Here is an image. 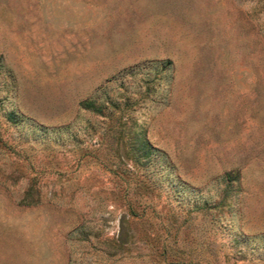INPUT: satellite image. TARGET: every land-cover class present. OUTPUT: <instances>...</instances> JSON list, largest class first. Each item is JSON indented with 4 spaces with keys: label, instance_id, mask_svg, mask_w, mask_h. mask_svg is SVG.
<instances>
[{
    "label": "rangeland",
    "instance_id": "rangeland-1",
    "mask_svg": "<svg viewBox=\"0 0 264 264\" xmlns=\"http://www.w3.org/2000/svg\"><path fill=\"white\" fill-rule=\"evenodd\" d=\"M0 264H264V0H0Z\"/></svg>",
    "mask_w": 264,
    "mask_h": 264
},
{
    "label": "trees",
    "instance_id": "trees-1",
    "mask_svg": "<svg viewBox=\"0 0 264 264\" xmlns=\"http://www.w3.org/2000/svg\"><path fill=\"white\" fill-rule=\"evenodd\" d=\"M83 106L87 108H93V102H83Z\"/></svg>",
    "mask_w": 264,
    "mask_h": 264
}]
</instances>
